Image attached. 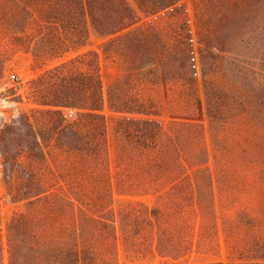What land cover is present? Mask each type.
<instances>
[{
    "label": "trees",
    "instance_id": "16d2710c",
    "mask_svg": "<svg viewBox=\"0 0 264 264\" xmlns=\"http://www.w3.org/2000/svg\"><path fill=\"white\" fill-rule=\"evenodd\" d=\"M134 1L147 17L160 18L161 31L152 21L141 24L142 35L127 29L135 20L127 0H0V65L9 43L29 44L35 59L45 63L83 44L91 28L107 37L100 53H93L96 61L83 54L40 73L32 81V96L42 108L3 123V175L13 198L27 199L29 206L12 216L4 238L0 231V264H122L123 255L150 257L161 235L172 233L162 227V215L179 216V209H111V190L103 186L112 177L94 172L110 166L105 104L118 115L113 123L118 138L140 153L157 149L161 121L152 100L131 91L139 87L128 74L132 65L158 64L164 78H175L185 94L203 92L213 120L235 109L264 125V0H197L195 30L181 0ZM103 63L119 68V76L104 79ZM62 108L78 110V118L67 123ZM126 177L118 180L131 187L129 194L140 192L141 185ZM61 179L73 197L64 188L54 190ZM12 182L19 186L12 188ZM86 183L95 184V193ZM150 234L157 242L147 245Z\"/></svg>",
    "mask_w": 264,
    "mask_h": 264
},
{
    "label": "rangeland",
    "instance_id": "374dc122",
    "mask_svg": "<svg viewBox=\"0 0 264 264\" xmlns=\"http://www.w3.org/2000/svg\"><path fill=\"white\" fill-rule=\"evenodd\" d=\"M127 1L135 14V20L127 29H132L134 35H142L141 24L152 21L158 25L156 31H161L160 18L147 17L134 0ZM181 4L189 12L195 30L197 0H181ZM106 38L91 28L83 44L45 63L35 59L29 44L9 43L3 55V66L0 65V132L3 123L21 113L42 108L32 96V81L40 73L83 54H92L96 61L93 53H100L99 44ZM195 49L201 76L196 37ZM159 66L139 69L132 65L128 70L132 83L139 82V87L131 91L151 99L153 109L158 111L154 117L161 121V133L156 151L140 153L123 138H118L113 130L118 115L105 104L101 113L105 114L109 125L106 160L110 166L91 171L112 177L113 182L103 186L111 190L107 194L111 209L119 211L133 205L164 210L175 207L182 214L171 218L162 215V227L173 230L166 236L161 235L150 257L129 259L123 255L121 263L264 261V125L245 120L242 112L235 109H227L216 120L211 119L203 92L185 94L180 82L164 78ZM120 73L116 66L103 63L104 79L106 75L116 77ZM61 111L67 123L78 118V110L62 108ZM117 151L121 153L115 160ZM119 175L141 185L137 189L140 192L129 194L127 190L131 187L122 186ZM57 183L54 190L64 188L65 195L73 197L66 182L61 179ZM10 184L12 188L19 186L17 182ZM84 186L95 193V184ZM97 189H102V185ZM28 206L27 199H14L9 192L0 155L3 238L12 216L27 211ZM174 221L175 225L170 224ZM147 237L145 244L157 242L156 236Z\"/></svg>",
    "mask_w": 264,
    "mask_h": 264
},
{
    "label": "built area",
    "instance_id": "2783aa9c",
    "mask_svg": "<svg viewBox=\"0 0 264 264\" xmlns=\"http://www.w3.org/2000/svg\"><path fill=\"white\" fill-rule=\"evenodd\" d=\"M13 78H16L15 75H12Z\"/></svg>",
    "mask_w": 264,
    "mask_h": 264
}]
</instances>
